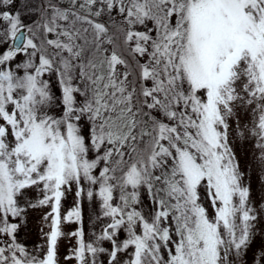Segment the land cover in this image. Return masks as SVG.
Returning <instances> with one entry per match:
<instances>
[{
  "label": "snow or ice",
  "instance_id": "1",
  "mask_svg": "<svg viewBox=\"0 0 264 264\" xmlns=\"http://www.w3.org/2000/svg\"><path fill=\"white\" fill-rule=\"evenodd\" d=\"M0 264H264V0H0Z\"/></svg>",
  "mask_w": 264,
  "mask_h": 264
}]
</instances>
